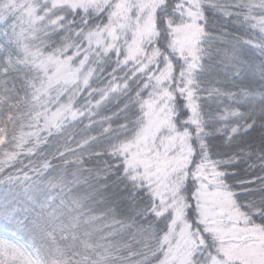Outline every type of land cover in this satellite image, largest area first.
I'll return each mask as SVG.
<instances>
[{"label": "snow or ice", "instance_id": "snow-or-ice-1", "mask_svg": "<svg viewBox=\"0 0 264 264\" xmlns=\"http://www.w3.org/2000/svg\"><path fill=\"white\" fill-rule=\"evenodd\" d=\"M0 264H264V0H0Z\"/></svg>", "mask_w": 264, "mask_h": 264}]
</instances>
